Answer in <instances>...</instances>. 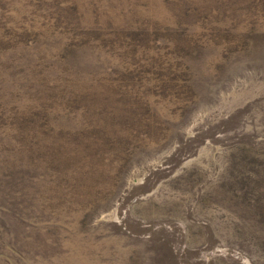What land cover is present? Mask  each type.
Returning a JSON list of instances; mask_svg holds the SVG:
<instances>
[{"label": "rangeland", "instance_id": "obj_1", "mask_svg": "<svg viewBox=\"0 0 264 264\" xmlns=\"http://www.w3.org/2000/svg\"><path fill=\"white\" fill-rule=\"evenodd\" d=\"M262 195L264 0H0V264H264Z\"/></svg>", "mask_w": 264, "mask_h": 264}, {"label": "trees", "instance_id": "obj_2", "mask_svg": "<svg viewBox=\"0 0 264 264\" xmlns=\"http://www.w3.org/2000/svg\"><path fill=\"white\" fill-rule=\"evenodd\" d=\"M262 198H264V195H262ZM247 209L250 210L251 212L252 211L256 212V218L257 219L255 220V218H254V220L256 221L255 223L264 224V223H262V222H264V202H263V200H262L261 206H259V207L247 206ZM253 214H254V212H253ZM254 216H255V214H254ZM251 224H253V223H251ZM256 226H257V224H256ZM251 228H252V225H251ZM263 244H264L263 242H259V247L261 246L260 249L262 250V252H264V245Z\"/></svg>", "mask_w": 264, "mask_h": 264}]
</instances>
